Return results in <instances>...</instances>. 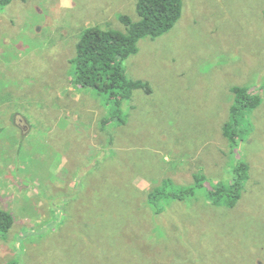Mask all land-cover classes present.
<instances>
[{"label": "rangeland", "instance_id": "rangeland-1", "mask_svg": "<svg viewBox=\"0 0 264 264\" xmlns=\"http://www.w3.org/2000/svg\"><path fill=\"white\" fill-rule=\"evenodd\" d=\"M137 2L0 5V211L15 218L0 264H264V0H183L174 29L124 63L152 93L104 126L115 106L74 83L72 60L87 28L139 21ZM236 86L262 104L233 148ZM238 160L250 178L234 208L205 190L149 202L165 181L229 183Z\"/></svg>", "mask_w": 264, "mask_h": 264}, {"label": "trees", "instance_id": "trees-1", "mask_svg": "<svg viewBox=\"0 0 264 264\" xmlns=\"http://www.w3.org/2000/svg\"><path fill=\"white\" fill-rule=\"evenodd\" d=\"M15 0H0L5 7ZM25 1V0H21ZM184 12L183 0H138L137 13L139 21L128 15H121L120 21L126 31L105 29L93 26L83 31L77 43V56L72 60L75 65L74 83L85 89H93L98 94L106 96L115 106L112 119L103 121L106 126L118 119L122 124L126 122L122 106L126 100H131L135 91L144 90L151 94L149 83L130 79L124 68L125 61L139 52V42L143 38L158 39L174 29L181 20ZM235 102L231 107V117L224 126V136L238 146L240 120H246L249 113L262 104V97L254 94L247 87L232 88ZM122 113V114H121ZM194 185L175 187L170 181L154 188L149 193V202L157 207L162 200H189L195 197L199 190H205L206 195L216 204L226 203L234 208L241 200L245 186L250 178V165L238 160L229 183H217L212 187H205L207 178L204 175L194 176ZM160 212V211H159ZM15 223L13 214L0 211V234L7 236Z\"/></svg>", "mask_w": 264, "mask_h": 264}, {"label": "flooded vegetation", "instance_id": "flooded-vegetation-1", "mask_svg": "<svg viewBox=\"0 0 264 264\" xmlns=\"http://www.w3.org/2000/svg\"><path fill=\"white\" fill-rule=\"evenodd\" d=\"M26 128H24V130H25Z\"/></svg>", "mask_w": 264, "mask_h": 264}]
</instances>
